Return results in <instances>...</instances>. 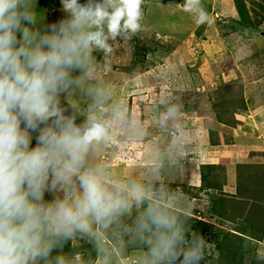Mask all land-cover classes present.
<instances>
[{"label": "rangeland", "instance_id": "obj_1", "mask_svg": "<svg viewBox=\"0 0 264 264\" xmlns=\"http://www.w3.org/2000/svg\"><path fill=\"white\" fill-rule=\"evenodd\" d=\"M182 3L144 0L142 30L94 53L93 76L64 100L78 123L93 115L109 124L90 154L108 186L151 190L68 240L63 254L79 249L80 264H144L133 229L150 202L209 223L201 264H257L264 252V0H202L212 17L203 25ZM36 12L41 25L66 17L61 0H36Z\"/></svg>", "mask_w": 264, "mask_h": 264}, {"label": "clouds", "instance_id": "obj_2", "mask_svg": "<svg viewBox=\"0 0 264 264\" xmlns=\"http://www.w3.org/2000/svg\"><path fill=\"white\" fill-rule=\"evenodd\" d=\"M143 3L61 0L66 17L41 25L36 0H0V264H80L79 254L62 251L74 234L151 196L138 183L108 186L90 154L110 138L109 124L93 115L78 123L77 106L64 103L93 76L94 53L107 56L110 40L142 30ZM177 7L197 25L212 22L202 0ZM190 220L149 203L133 229L147 249L144 264L205 261L209 243ZM256 262L264 264V252Z\"/></svg>", "mask_w": 264, "mask_h": 264}, {"label": "trees", "instance_id": "obj_3", "mask_svg": "<svg viewBox=\"0 0 264 264\" xmlns=\"http://www.w3.org/2000/svg\"><path fill=\"white\" fill-rule=\"evenodd\" d=\"M239 13L241 14V16H242V18H243V21H246L245 19H246V16L245 15H247V14H245V12H246V7L245 6H241V5H239ZM207 169H213L212 167H209V168H207ZM151 203V202H150ZM153 204V203H152ZM169 212H171V213H173V214H175L176 216H177V213L175 212H173V211H170L169 209H167ZM185 216H187V215H185ZM184 216V217H185ZM183 217V218H184ZM190 224H191V228H192V230L193 231H195V232H198L199 234H201V235H205L206 233H207V231L205 230V227H207L208 226V222L207 221H205V220H203V219H201V218H199V217H194L193 219H191L190 220ZM67 242H69V241H67ZM66 246V245H65ZM93 248H94V246H92V250H93ZM67 252H69V253H73V254H76V253H78V252H80V250L79 249H73L72 247H70V245L68 246V250H67ZM58 254V252H54L53 253V256H55V255H57ZM92 254H93V251H92Z\"/></svg>", "mask_w": 264, "mask_h": 264}]
</instances>
